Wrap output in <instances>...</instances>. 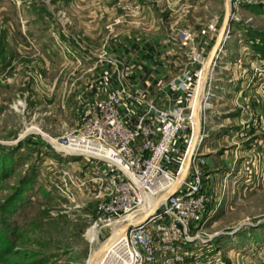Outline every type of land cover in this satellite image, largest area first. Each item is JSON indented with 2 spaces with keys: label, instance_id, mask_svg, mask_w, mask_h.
Segmentation results:
<instances>
[{
  "label": "rangeland",
  "instance_id": "1",
  "mask_svg": "<svg viewBox=\"0 0 264 264\" xmlns=\"http://www.w3.org/2000/svg\"><path fill=\"white\" fill-rule=\"evenodd\" d=\"M179 1L174 16L183 29L199 34L197 41L211 25L219 31L224 27L228 0ZM230 9L226 59L240 57L239 74L264 85V0H231ZM83 24L78 0L68 5L63 0H0V264H88L111 237V226L102 228L100 240L96 227L95 236L90 235L101 193L98 172L83 156L64 155L56 142L78 129L82 114L100 100L90 91L96 58L83 57ZM110 24V18L102 19L101 33L85 44L102 47ZM222 72L226 80L234 74ZM186 125L183 155L192 135ZM256 153L262 162L253 172V185L230 195L221 212L193 230L198 256L207 252L223 264H264V152ZM148 197V204L156 203ZM144 212L130 216L131 221L152 210ZM89 228L94 242L86 236ZM106 249L98 252L96 264Z\"/></svg>",
  "mask_w": 264,
  "mask_h": 264
},
{
  "label": "crops",
  "instance_id": "2",
  "mask_svg": "<svg viewBox=\"0 0 264 264\" xmlns=\"http://www.w3.org/2000/svg\"><path fill=\"white\" fill-rule=\"evenodd\" d=\"M177 1L180 2L78 0L84 16V37L87 39L101 33L102 19L112 20L110 33L102 47H97L96 44L87 46V39L80 41L84 59L90 55L96 58L94 68L97 78L91 82V95L98 99L105 98L121 84L126 85L129 94L124 99L121 112L131 125L137 124L149 104L161 109L183 107L188 112L200 69V65L192 60V51L197 50L205 56L209 49L212 52L218 42L222 29L219 31L216 27L214 30L207 28L197 41L199 34H195L190 28L183 29L179 26V18L174 16L178 12ZM63 2L68 5L72 0ZM154 4L158 9L154 8ZM183 31H189L193 39L181 37ZM230 38L232 35L229 33L227 40ZM227 40L217 59L213 77L205 83L201 95V98H206L209 94L203 126L204 140L199 148L204 161L202 171L205 189L210 195L203 217L205 221L213 217L215 211L223 210L224 205H221L231 201L230 195L234 196L244 187L253 185V177L257 175L253 172L257 171L256 168L262 162L256 152H264V97L261 96L264 85L239 74L240 57L235 61H227ZM222 70L234 74L226 80ZM186 71L192 75L191 89L188 91L172 85ZM199 93L200 87L198 95ZM197 97L195 108L200 100ZM229 101L232 105L230 107ZM250 115L255 117L250 119ZM185 145L183 134L174 143L166 161L169 171H177ZM189 154L188 151L187 156ZM250 163L254 169L249 172L247 170ZM92 169L97 174H103L106 167L95 164ZM184 177L191 179V173ZM178 180L166 190L167 194L177 185ZM226 184L225 196H222ZM220 201L221 205L218 206ZM147 215L149 214L146 213ZM203 255L210 256L207 252Z\"/></svg>",
  "mask_w": 264,
  "mask_h": 264
},
{
  "label": "built area",
  "instance_id": "3",
  "mask_svg": "<svg viewBox=\"0 0 264 264\" xmlns=\"http://www.w3.org/2000/svg\"><path fill=\"white\" fill-rule=\"evenodd\" d=\"M214 29L215 26L211 25L210 30ZM180 36L193 39L189 31H183ZM222 50L223 44L208 74L215 70ZM192 60L203 68L197 73L188 112L183 107L161 109L149 104L137 124L131 125L121 112L124 99L129 94L128 87L121 84L105 98L89 105L82 114L78 129L56 140L64 148L61 150L64 155L83 156L92 166L101 164L106 167L103 174L95 177L101 193L96 206L97 218L91 227L98 230L97 240H100L104 226L112 227V236L117 227L129 223L122 234L115 236L97 264H223L218 256H198L194 247L196 236L193 230L205 223L203 217L210 201L202 171L204 161L199 153L204 140L203 127L187 172L191 173V179L185 177L181 185L168 193L166 199L144 220L131 222L130 218L134 215L138 218L145 213L142 206L147 202V195L158 196L180 177L195 133L197 96L200 99L198 111L202 113L201 120L205 119L209 94L206 98H201V95L210 79L202 81L206 63L202 53L192 51ZM191 79V73L186 71L172 85L188 91ZM187 123L192 127L190 142L177 171L171 172L166 167V161ZM225 192L224 186L222 196ZM90 228L86 233L88 238Z\"/></svg>",
  "mask_w": 264,
  "mask_h": 264
},
{
  "label": "bare ground",
  "instance_id": "4",
  "mask_svg": "<svg viewBox=\"0 0 264 264\" xmlns=\"http://www.w3.org/2000/svg\"><path fill=\"white\" fill-rule=\"evenodd\" d=\"M220 40L221 39H218V42H217V44L215 45V47H214V51H213V53L215 52V50L217 49V47H218V45H219V42H220ZM212 53V54H213ZM211 58L212 57H209V60H208V62H207V64H206V67H205V70L203 71V75H202V81H204L205 80V78H206V75L208 74L207 72H208V69L210 68V66H211ZM203 86V85H202ZM200 92H201V86H200ZM199 104H200V100H198V105H197V107H196V118H197V120H196V122H195V126H196V133H195V137H194V140H193V143H192V145H191V147H190V150H189V152H190V154L187 156V158L185 159V162H184V165H183V169H182V172H181V175H180V177H178L179 178V180L176 182V186H174L168 193H171V192H173V191H175L178 187H179V185L181 184V182H182V180H183V178H184V176H185V174H186V171H187V169H188V164L190 163V160H191V156H192V154H193V152H194V150L196 149V147L198 146V143H199V138H200V133H201V128H202V124H201V120H200V113L198 112V107H199ZM202 115V114H201ZM58 144V143H57ZM59 145V144H58ZM60 146V145H59ZM61 147V146H60ZM62 148V147H61ZM63 150H64V148H62ZM67 150V149H66ZM68 151V150H67ZM167 191L166 192H163V193H160L158 196H156V197H154V196H151V195H147V201H148V199H149V197L148 196H150V197H153V199L156 201V203H147L146 202V204L145 205H143L142 206V210L143 211H145V210H147V208L148 209H150V210H155L159 205H160V203L162 202V201H164L165 199H166V197H167ZM157 201H160V202H157ZM150 214V213H149ZM148 216V215H147ZM146 216V217H147ZM145 217V218H146ZM144 218V217H143ZM140 219V220H136V221H133V222H140L141 220H144V219ZM132 222V221H131ZM129 224V223H128ZM128 224L126 225V226H124L123 228H121V230L118 232V234H122L125 230H126V228H127V226H128ZM95 234H96V229H95V227H93L92 228V230H91V232H90V235L92 236V237H94L95 236ZM113 236V235H112ZM111 236V237H112ZM110 237V238H111ZM109 238V239H110ZM108 239V240H109ZM107 240V241H108ZM106 241V243H104L102 246H100V248L98 249V250H96L95 252H94V254L92 255V257H90L91 259L89 260V262H88V264H96V261L98 260V256L97 255H99L98 254V252L99 251H101V250H103V249H105V248H108L107 246L109 245V242H112V241H109V242H107Z\"/></svg>",
  "mask_w": 264,
  "mask_h": 264
},
{
  "label": "water",
  "instance_id": "5",
  "mask_svg": "<svg viewBox=\"0 0 264 264\" xmlns=\"http://www.w3.org/2000/svg\"><path fill=\"white\" fill-rule=\"evenodd\" d=\"M230 3H231V0H228L227 1V19H226V22H225V24H224V27L222 28V30H221V33H220V35H219V39H221L220 40V42H219V45H218V47H217V49L215 50V52L213 53V51L214 50H212V52H211V55H210V57H212L211 58V63L213 62V60H214V58H215V55H216V53L218 52V49H219V47H220V45H222L223 44V42L224 41H226L227 40V38H228V35H229V29H230V26H231V21H232V17H231V9H230ZM213 53V54H212ZM196 109L194 110V115H196ZM21 140V138H19V141ZM192 157V156H191ZM186 176V175H185Z\"/></svg>",
  "mask_w": 264,
  "mask_h": 264
},
{
  "label": "trees",
  "instance_id": "6",
  "mask_svg": "<svg viewBox=\"0 0 264 264\" xmlns=\"http://www.w3.org/2000/svg\"><path fill=\"white\" fill-rule=\"evenodd\" d=\"M4 242H0V246L3 248ZM10 249V248H9ZM8 248L4 247V252L10 251Z\"/></svg>",
  "mask_w": 264,
  "mask_h": 264
}]
</instances>
